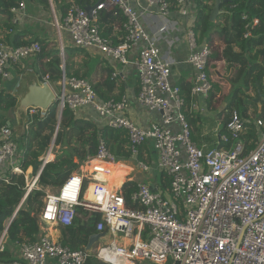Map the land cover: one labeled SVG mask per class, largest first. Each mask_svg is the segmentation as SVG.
I'll return each instance as SVG.
<instances>
[{"label":"built area","instance_id":"1","mask_svg":"<svg viewBox=\"0 0 264 264\" xmlns=\"http://www.w3.org/2000/svg\"><path fill=\"white\" fill-rule=\"evenodd\" d=\"M196 3L197 0H100L90 14L72 5L56 24L73 47L96 49L123 67L130 64V54L137 51L139 89L135 102L149 113L158 114V121L147 129L138 127L126 116L130 108L128 96L100 103L88 81L65 76L64 65L60 66L62 75L54 92L57 113L61 114L65 106L77 115L81 109L91 108L102 126L125 132L130 158L137 161L142 172L150 167L138 159L140 150L150 146L157 155V170L168 181V190L153 191L147 184L139 183L129 204L122 192L105 195L102 202L98 201V195L107 187L96 178L100 175L96 166L113 160L107 143L99 139L95 156L84 162L93 163L87 170L92 177L86 171L73 174L55 194L46 193L39 217L40 234L32 243L13 245L18 257L14 256L8 264H87L91 256L103 264H264V120L254 121L263 132L252 149L241 138L247 121L236 111L226 124V134L217 138L216 147L199 146L191 138L185 99L179 87L171 84L173 62L158 47L163 36L180 30L179 22L168 20L174 7L187 20L186 63L194 71L192 107L197 108V99L207 101L212 91L207 74L211 48L198 43L194 31ZM110 9L118 10L124 18V35L118 43L105 37L99 25L100 13ZM10 12L12 23L20 25L27 17L25 2L20 0ZM152 15H157L161 23L150 34L143 23ZM39 52L36 42L15 48L0 44V81L12 78L14 67ZM60 56L63 60L62 44ZM117 76L113 74L112 78ZM43 83L51 87L47 77ZM38 113L44 115L36 109L27 111L26 129ZM14 131L10 123L0 128V181L8 183L11 173L24 174L28 194L36 189L37 177L28 183L18 166ZM52 151L53 144L39 159L42 167ZM86 181L89 184L81 198ZM79 207L90 217L99 215L96 233H105L92 252L72 251L48 234L49 230L72 226ZM9 222L0 237V255L7 248ZM108 236L113 241L102 243Z\"/></svg>","mask_w":264,"mask_h":264},{"label":"trees","instance_id":"2","mask_svg":"<svg viewBox=\"0 0 264 264\" xmlns=\"http://www.w3.org/2000/svg\"><path fill=\"white\" fill-rule=\"evenodd\" d=\"M39 1L47 4V0ZM99 1L76 0L75 2L77 6L85 8ZM220 1L218 18L212 23L210 22V15L215 0H197L194 26L199 44L207 45L211 48L207 74L212 83V91L206 102V111L210 113L209 111L214 110L217 119L221 122V127L218 128L217 132L214 130L215 127L209 125L207 114L203 116L199 111L188 112L193 100L190 95V83L182 82L177 87H179L181 95L185 99L186 119L191 127V138L193 141L194 138L198 140L194 133L201 134L206 129L210 131L209 138H214L215 140L220 134H226V124L232 112L236 111L239 116L247 121L245 132H243L241 138L247 148L252 149L263 132L262 129H258L255 126L254 120H264V0ZM19 2L20 0H0V32L3 34V38L0 34V44L4 43L11 48H15L28 45L31 42H37L40 46V52L25 60L24 67L34 71L39 82H43V79L47 77L51 85H56L61 79L60 66L63 65L57 43L39 37L34 38V40H25V37L28 36L27 33L12 23V13L10 12ZM69 8L70 6L62 7V17L59 23L66 16ZM220 18L222 19L218 20ZM123 23L124 18L116 9L100 13V26H116L121 30ZM114 43L117 42L114 41ZM215 43L218 46L216 50H214L213 45ZM66 50L71 53L84 49L67 47ZM224 63L226 64V71L230 72V87H233L232 96L226 102L225 98L231 91L227 93L225 85L222 84L223 82L220 81V78L214 80L211 77L216 69H223L221 64ZM64 65L67 78L76 75L70 72L67 61H64ZM111 73V71L107 73V78L104 82V86L108 90L107 94L102 92V90L98 91V86L94 87L99 99L102 101L110 99L109 93L112 91L116 81L111 79ZM77 78L85 79V76L78 77L77 74ZM251 91L255 95L254 98L259 99L258 104L261 105L260 110L254 113L253 119H250L246 114V109L242 104L244 100L245 104L251 106L254 103V107H256L253 97L250 96ZM220 101L224 102V107L217 109L218 107L215 103ZM16 103L17 99L13 94L0 89V128L7 123L13 124L8 115L15 110ZM240 106L243 107L242 110H240ZM87 116L88 114L85 111L80 115L74 114L66 106L62 113L58 114L56 103L44 115L38 113L20 138H17L14 131L15 142L19 148L17 164L23 173L31 168L32 176L35 178L42 165L39 158L46 153L53 138L54 148H61V152L56 155L53 162L45 164L39 175L36 176L37 184L42 187L58 188L61 182L71 176L87 158L95 156L99 139L105 140L113 155L118 158L130 159V155L125 148L128 144L125 132L103 127L102 124L100 127V123L96 119L94 122L86 118ZM202 141L198 140L199 146H201ZM204 141L210 142L205 139ZM62 150L68 154V157L66 154L62 156ZM88 184V181H86L81 198H84ZM25 187L24 174L11 173L8 174V183L0 181V237L5 231L7 222L12 219L7 229L6 247L8 245L15 246L16 243H32L36 241L40 233L39 216L45 206L44 198L46 193L34 189L26 194ZM121 189L129 204L130 196L136 190V185L126 182ZM17 209L15 217L12 218ZM78 211L84 217L76 218L70 227L58 229L60 232V244L72 251L85 249L89 238L96 233V224L100 220L99 215H93L86 219L87 212L81 207L78 208ZM11 254L6 248L5 252L0 255V263L10 262L14 258ZM87 264L103 263L96 259L95 256H91Z\"/></svg>","mask_w":264,"mask_h":264},{"label":"crops","instance_id":"3","mask_svg":"<svg viewBox=\"0 0 264 264\" xmlns=\"http://www.w3.org/2000/svg\"><path fill=\"white\" fill-rule=\"evenodd\" d=\"M75 1L76 0H47V4H45V3H41L39 0H26L25 4H26V15H27V17L25 18V22H26L27 18L28 19H30V18L35 19V21L26 22L27 23L26 25H28V26H26L23 30L25 31V33H27L28 36L25 37V40L26 39L34 40V38L39 37L42 39L51 40V41L56 43V41L52 40L53 39L52 33H53V35L55 33L54 36H56V38H59V39H57V48L59 50V56H60V45L62 44L64 46V59L62 60L63 65H64V61L68 62L70 72L72 74H76L75 76H72L74 78H77V74H78V77H80V76L82 77L84 75L85 79H83V80L88 81L91 84V86L93 87L94 91H95L94 87L98 86L99 87L98 91L102 90V92H106V94H107V92H108L107 87L104 86L105 79L107 78V73L109 71L112 72L111 73V79H113L112 78L113 74H117L118 76L115 79L116 81H115L114 87L112 88V91L109 93L110 99H118L122 95L128 96L129 100H130V102H129L130 108H129V111L127 112V115H126L127 118L132 123L137 125L138 127L143 128V129H147L153 122L158 121L159 115L154 114V113H149L148 111H146L142 107L138 106L135 102V96H136L138 89H139V82H138V79L136 77V68H135V62L137 60L136 59L137 51H133L130 54V57H129L130 64L125 66V67H123V66H121V65H119V64H117L111 60L106 59L104 57V55L96 49H84L82 51L70 53L69 51L66 50L67 47H73L69 37L67 35H65L63 32L58 31L56 28L57 27L56 25H55V29H53L54 28L53 25H51L48 22L49 18H53V21H55V24H58L61 17H62V7H64V6H70L71 7L72 5L77 6ZM95 4L88 6V7H92ZM28 6H29V8H28ZM212 10H213V8H212ZM110 11H112V10L110 9L108 12H110ZM152 11L154 13H156L155 10H152ZM152 16L153 17H147L143 23L145 28L147 29V31L150 34H153L155 31H157V28L161 23V21L158 19L157 15H152ZM217 18H218V16L216 17V19ZM28 19H27V21H28ZM216 19H215V21H216ZM221 19L222 18H220L218 20H221ZM156 20H157V22H156ZM168 20L176 21V22H179V24H180V30L179 31L163 36L161 38V41L158 44V47H159L161 53L163 55L165 54V57L166 58L169 57L173 62L171 84H173L174 86H179V85H181L182 82H185V83H190V85H191L192 81H193L194 71L186 63V59L188 57V47H187L185 36H184V27H185L187 20L185 18L181 17L179 12L174 7L171 9V14L168 17ZM38 24L41 26V28L44 29L43 31L39 32L36 30L37 26H39ZM194 24H195V22H194ZM29 25L36 26L35 27L36 29L34 30L33 28L29 27ZM48 25L52 28V31L47 27ZM100 29L102 31V34L105 37H111L113 39V41H116L117 43L119 42L120 38H122L124 35L123 30L118 29L116 26H103V25H101ZM63 37H65V38H63ZM197 40H198V37H197ZM31 43H33V42H31ZM3 45L8 46L4 43H3ZM8 47H10V46H8ZM60 58H61V56H60ZM23 62L24 61H22L21 63H23ZM21 63L13 68L15 74H17V76H19V78H20V86L25 83L27 74L31 73L37 77V75L34 73V71L29 70L30 72H27V73L22 71L23 69H27V68L24 67V64L21 66ZM225 65H226L225 63L221 64V66H223L222 70L225 71L224 74L226 75L227 83L229 86H231V84L229 82L230 72L226 71ZM64 68H65V65H64ZM77 79H81V78H77ZM40 83H43V82H40ZM222 84L225 85L224 82ZM20 86H19V88H20ZM102 92H100V93H102ZM95 93H96L98 102H100V103L106 102V101L100 100L96 91H95ZM252 94L253 93L251 91L250 96ZM253 96H255V95L253 94ZM257 100L259 101V99H257ZM206 102L207 101H204L202 99H197L196 100L197 108H195V109L198 110L200 112V114H202L203 116L205 114H207V121L209 122V125H212L213 127H215L214 130H216V132H217L218 127L216 126V124H217L216 121H219V120L217 119L216 113L214 112V110L209 111L210 113H208L206 111ZM260 108H261V105L257 109V111H259ZM195 109H193V107L191 106L189 108L188 112L191 113L192 111H196ZM220 109H222V108H220ZM201 110H205V112H207V113L202 112ZM83 111H85L88 114V116L86 118H89L92 121H94L96 119L100 123L99 126L101 127V122L96 117L94 111L91 108L87 107V108L81 109L78 112V115H80ZM88 111H89V113H88ZM15 114H16V112H15ZM186 114H187V112H186ZM91 116H93V117H91ZM26 121H27V116L25 115L23 126L25 125ZM208 122H206V123H208ZM18 124H20V123H18ZM209 132L210 131L208 129H206L201 134L194 133V136H196L199 141L203 140L201 143V146L206 145L207 149H212V148L216 147L217 139L215 140L213 138L214 139L213 140L212 138H209V136H210ZM204 139L209 140L210 142L204 141ZM198 140L194 138L195 143H197ZM52 144H53V151H52V154L49 156L48 163L53 162L55 160V157H56V155H55L56 153H53L54 152V141L52 142ZM50 146H49V148H50ZM49 148H48V150H49ZM125 148H126V152H128L127 147H125ZM47 151H46V153H47ZM46 153H44L40 158L44 157L46 155ZM51 156H52V158H51ZM138 159L142 160L144 162L147 161V163L145 162L146 164L150 163L148 165L149 166L151 165L150 167L153 170L152 172H153V176H154V178H152V180H150V181L149 180H140V179L136 180V169L134 167H132L131 165L127 164V162H134L132 159L128 160V159L120 158V160H123L124 162L119 161V162H115L114 164H112L110 162L107 164L108 166L109 165L114 166L115 167L114 170H116L115 172L119 173L121 176L125 175L124 179H123V177L121 178L120 188L126 182H131V183H134L135 185H138L139 183H144V184H147L152 189H157L158 191L165 193V191L168 190V184H167V180L164 178V176L156 168V163H157L156 153L151 149L150 146H144L140 150V155H139ZM75 162H77V161H75ZM90 164H91V167H88V165H90ZM92 165H93V163H91V162L90 163H82L80 165V167L72 173V175L73 174H80V173L86 171L88 176L92 177V175H90L87 172V170H90L92 168ZM125 166L131 170V173H132L131 176L128 173V171L125 170V168H124ZM98 168L105 171L106 173H110L108 168L97 165L96 169H98ZM41 169H42V165H41ZM40 170L38 171L37 175H39ZM26 173H27V175H26ZM25 176L27 179H31V180L34 179V177L32 176V169L31 168H29L25 172ZM96 178L99 179L98 176H96ZM99 180L101 181L103 179H99ZM59 181H62V180H59ZM103 181L104 182H102V183H106L105 186L107 187L109 182H107L106 180H103ZM63 182H61V184ZM165 184H166V188H165ZM58 188H52L55 190L51 191V187H42L40 184H37V182H36V189L40 190V191H44L45 193L55 194L57 192ZM120 188H119V190H120ZM107 190H108V187L105 189V191H103L101 193L102 197H103V193H105V194L107 193ZM120 192H122V189ZM89 198H90V196H89ZM15 215L12 218H14ZM79 215H80V217L82 216L80 213H79ZM82 217H84V216H82ZM89 217H90V215L87 212V216H85V218L87 219ZM39 224H40V220H39ZM40 232H41V228H40ZM48 234L51 237L53 236L52 237L53 239L59 241V238H60L59 230H49ZM7 250L10 251L12 253L11 255L15 256V258L18 257V250L15 249L14 247H12L11 245L7 246ZM11 255H10V257H11ZM3 259H6V258H3ZM7 260H5V261H7ZM49 263L55 264V262H53V261H50ZM0 264H8V263L2 262Z\"/></svg>","mask_w":264,"mask_h":264},{"label":"rangeland","instance_id":"4","mask_svg":"<svg viewBox=\"0 0 264 264\" xmlns=\"http://www.w3.org/2000/svg\"><path fill=\"white\" fill-rule=\"evenodd\" d=\"M25 1V3H26V0H24ZM28 8H29V6H28ZM28 19V18H27ZM27 19H26V22H29V21H35V19H28V21H27ZM24 22H25V20H24ZM22 22L20 25H18L19 27H20V29H24L26 26H28V25H26L27 23L25 22ZM51 25H53V29H55V21H53V18H49V21H48ZM39 25V24H38ZM29 27H31V28H33L34 30L36 29L35 27L36 26H33V25H29ZM51 31H52V28L48 25L47 26ZM37 31H39V32H41V31H43L44 29L43 28H41V26L39 25V26H37V29H36ZM0 34H1V36H2V38H3V34L0 32ZM54 35H55V33H54ZM53 35V33H52V37H53V39L52 40H54V41H56V43H57V39H59V38H56V36H54ZM63 38H65V37H63ZM65 40V39H64ZM214 45V50H216L217 49V44L215 43V44H213ZM23 64H25V61L23 62V63H21V66L23 65ZM22 71H24L25 73H27V72H30L28 69H23ZM11 73H12V78H10L9 80H5V81H3V82H1L0 83V89H2V90H4V91H6V92H8V93H11V94H13V95H15L16 93H17V91L19 90V86H20V78H19V76H17V74H15V72H14V70L13 71H11ZM225 73V71H223V70H220V69H216L215 71H214V73L211 75V77L215 80V79H219L220 78V81L221 82H224L225 83V88H226V91H227V93H229L230 91V93H229V95L225 98V102L226 101H228L230 98H231V96H232V93H233V89L228 85V83H227V78H226V75L224 74ZM137 77V76H136ZM223 79V80H222ZM51 87H52V89H53V91L56 93L57 92V86L55 85H51ZM252 97H253V101L256 103V107H254V103H253V105L251 104V106H249V105H247V104H245L244 103V100H243V105H244V108L246 109V114L250 117V119H253L254 118V113H256L257 112V109L260 107V104H258V100L256 99V98H254V96H253V94L251 95ZM215 105L218 107L217 109H220V108H223L224 107V102L223 101H220V102H218V103H215ZM240 108V110H242L243 109V107L242 106H240L239 107ZM15 111H16V109L15 110H13L12 111V113H10L9 115H8V117L10 118V121L14 124V129H15V135H17V138H20L22 135H23V133H25L26 132V128L23 126V122H24V119L21 121V122H18V120H17V116H16V114H15ZM217 122V124H216V126L219 128V127H221V122L220 121H216ZM18 123H20V124H18ZM53 138V137H52ZM54 141V138L52 139V141L50 142V145H52V142ZM49 145V146H50ZM61 152V148H59V147H56V148H54V152L53 153H56L55 155H57V154H59ZM62 156L63 155H67V157H68V154L65 152V151H63L62 150ZM113 154V153H112ZM128 160H130V159H128ZM119 161H123V160H120V158H118L117 156H115V155H113V160L111 161V163L112 164H114L115 162H119ZM134 162H127V164H129V165H131L132 167H134L135 169H136V180H138V179H140V180H152V178H154V176H153V170L151 169V165L149 166L150 167V169H149V171H147V172H142L140 169H138V167H137V161L136 160H133ZM124 162V161H123ZM146 162V161H145ZM147 163V162H146ZM148 164H150V163H148ZM103 167H105V168H108V170H109V168H110V165L108 166V165H102ZM88 167H91V164L90 165H88ZM125 168V170H127L128 171V173L130 174V176L132 175V173H131V170L129 169V168H127L126 166L124 167ZM107 170V171H108ZM110 171V170H109ZM111 172V171H110ZM26 175H27V173H26ZM123 177V179L125 178V175L124 176H122ZM31 182V179H29L28 180V183H30ZM123 188H126V187H123ZM52 190H55V189H52L51 188V191ZM103 190H100V192H102ZM101 199H102V195H101V193L98 195V201H100L101 202ZM80 217V215L78 214V218ZM8 223V222H7ZM56 230H58V229H56ZM53 237V236H52ZM113 241V238L112 237H110V236H108V237H106L105 239H103L101 242L102 243H106V244H109L110 242H112ZM116 241H118L119 242V239L118 240H116ZM93 250H95V249H93Z\"/></svg>","mask_w":264,"mask_h":264},{"label":"water","instance_id":"5","mask_svg":"<svg viewBox=\"0 0 264 264\" xmlns=\"http://www.w3.org/2000/svg\"><path fill=\"white\" fill-rule=\"evenodd\" d=\"M220 3V0H215V4L210 15V22L212 23L215 22V19L219 14ZM95 7L96 5L92 7H86L85 10L88 12V14H90L95 9ZM13 96L17 99L15 112L18 122H21L25 118V115L29 109H36L42 114H45L57 103L56 95L49 84L40 83L38 78L31 73L26 75L25 83L20 86L18 92ZM152 190L155 191V189ZM11 221L12 219L10 222ZM104 236L105 233L92 235L89 238L87 246L85 247V251H91L97 244L98 240Z\"/></svg>","mask_w":264,"mask_h":264},{"label":"bare ground","instance_id":"6","mask_svg":"<svg viewBox=\"0 0 264 264\" xmlns=\"http://www.w3.org/2000/svg\"><path fill=\"white\" fill-rule=\"evenodd\" d=\"M114 168H115L114 166H110V168H109V170L111 171L110 173H106L105 171L101 170L100 168L97 169L100 173V175H98V178L106 180L107 182H109L108 186H107L108 187L107 193L106 194L103 193V197L101 199V202L103 201L105 195H108V194L114 195V194H118L121 191L120 184H121L122 176L119 173L115 172L116 170H114ZM103 180H101V181L103 182ZM119 188H120V190H119Z\"/></svg>","mask_w":264,"mask_h":264},{"label":"clouds","instance_id":"7","mask_svg":"<svg viewBox=\"0 0 264 264\" xmlns=\"http://www.w3.org/2000/svg\"><path fill=\"white\" fill-rule=\"evenodd\" d=\"M131 159V158H130ZM137 186V185H136ZM45 199V198H44ZM78 214H79V211H78ZM95 234H98V233H95ZM96 248V245L93 247V249H95ZM93 249L91 250V251H89V252H92L93 251ZM9 263V262H8Z\"/></svg>","mask_w":264,"mask_h":264}]
</instances>
